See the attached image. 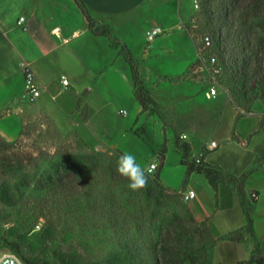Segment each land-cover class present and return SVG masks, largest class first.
Segmentation results:
<instances>
[{
  "label": "rangeland",
  "instance_id": "obj_1",
  "mask_svg": "<svg viewBox=\"0 0 264 264\" xmlns=\"http://www.w3.org/2000/svg\"><path fill=\"white\" fill-rule=\"evenodd\" d=\"M201 2L171 0L164 11L171 25H162L165 31L153 39L146 33L120 40L111 30L114 41L91 40L98 53L86 61L88 68H99L93 82L98 95L84 90L72 114L52 102L48 113L35 112L36 104L28 115H17L2 109L11 92L0 88V256L13 253L29 260L25 264H215V232L197 215L215 211L216 192L203 174L187 169L195 155L228 171L264 152V13L252 19L258 53L247 49L234 64L230 33L236 27L206 26ZM73 21L69 10L62 30ZM220 33L226 43L202 48V35ZM176 34L183 36L179 44ZM213 55L222 66L215 78L207 61ZM66 63L39 71L40 77L54 79L51 94L63 90L57 101L76 102L60 79ZM212 83L215 98L207 96ZM135 91L150 96L145 111L137 113ZM27 101L36 99L20 96L13 105ZM95 110L88 127L84 122ZM165 140L162 167L147 174L146 187L130 189L117 171L120 156L131 153L146 169L153 161L160 164ZM211 141L218 146L209 149ZM186 189L196 197L185 201Z\"/></svg>",
  "mask_w": 264,
  "mask_h": 264
},
{
  "label": "crops",
  "instance_id": "obj_2",
  "mask_svg": "<svg viewBox=\"0 0 264 264\" xmlns=\"http://www.w3.org/2000/svg\"><path fill=\"white\" fill-rule=\"evenodd\" d=\"M82 1L90 15L101 26H108L120 40H124V34L140 36L154 26H160L165 31L162 25H171L168 24L169 15L164 12L171 0ZM60 2L66 3L68 7H60ZM69 10L74 13L76 22L68 23L66 31L62 30L63 34L71 37L73 32H78V35L72 37L68 43H64L61 39L53 38L50 29L56 23L61 27L67 23ZM20 17H24L22 25L17 24ZM76 24L79 26L76 27ZM83 36L85 39L80 41ZM99 37L106 36L92 33L87 19L74 0H0V88L6 89L9 94L11 92L5 98L2 109L7 108L19 115V113H28L31 107L38 104V110L35 112L40 110L46 112L45 109L48 111L50 105L54 107L53 102L62 114L74 113L77 109L78 97L84 90L87 91L88 96L96 93V83L93 85V82L98 81L99 68L96 71L91 67L88 68L86 56L94 58V54L98 53L97 46H93L91 40L99 41ZM148 38L152 37L148 36ZM182 39L183 36L180 34L173 37V41L177 40L176 44L181 43ZM59 60L67 62L66 67L61 69L60 77L65 76L69 85L65 87L62 84L63 89L71 87L76 102L57 101V94L63 90L51 94L49 88L54 85V79L47 82L41 80L39 71H47L59 64ZM27 72L32 74L37 84L39 83L40 95L35 102L27 101L26 104L13 105L20 96H25L23 89ZM90 74H94L93 78ZM13 78H16L20 85L18 89L13 86ZM45 93H48L47 97ZM88 103L92 105L89 101ZM9 104L12 106L9 107ZM139 111H142L140 106L137 108V113ZM95 112L96 110L84 122L88 127H91L90 123ZM82 123L79 121V124ZM263 157L264 152L254 153L246 162L242 161L236 170H228L227 172L237 179L246 171L251 170V172L242 181L220 182L216 192L215 211L212 213L205 211L202 215H197L208 219L217 232L213 251L215 264L220 260L224 264H264V160H261ZM214 167L221 168L218 165ZM252 193L257 197L253 199ZM249 215L252 219L253 234L247 230ZM237 232H241L239 238H227V235Z\"/></svg>",
  "mask_w": 264,
  "mask_h": 264
},
{
  "label": "trees",
  "instance_id": "obj_3",
  "mask_svg": "<svg viewBox=\"0 0 264 264\" xmlns=\"http://www.w3.org/2000/svg\"><path fill=\"white\" fill-rule=\"evenodd\" d=\"M78 7L80 8L81 12L85 16L88 22V27L95 35H102L108 37L110 40L114 41L113 35L111 30L106 25H100L98 21L93 18L86 5L82 0H74ZM201 12L203 15L207 16L206 19V26L213 25V29H216L219 27H225V28H235L233 31V34L230 33V36L232 37L233 42V48H232V62L234 64H238L241 61L240 55H244L247 52V49L252 52V54H257L258 52L257 47L255 46V42L253 41L257 36L255 31L253 30L255 27V24L252 22V19L258 18L263 15L264 13V0H248V3L246 7L244 8V0H230L231 4H229L225 0H201ZM217 4V9L214 10V5ZM241 9H245V11L241 12ZM240 11L239 13H237ZM238 23V26L236 24ZM229 29V30H230ZM214 34V48L221 47V43L225 41L226 43V36H223V34L220 33ZM228 45V43H227ZM247 65L251 66L253 57L250 55L248 56ZM129 63L130 59H129ZM132 67V66H131ZM245 85V84H244ZM135 96L137 100L139 101V104L142 108V111L146 110L147 104L145 100H150L151 98L149 95H145V93H138L135 91ZM244 97H247L244 95ZM165 143L159 150V158H164L165 160V154L167 151V145L166 140ZM189 151V146L187 145L185 147V151L183 153L184 157ZM204 157V156H203ZM164 164V162H163ZM188 174H191L192 172H197L200 174H203L204 177L207 179L209 184L212 186L215 192L218 190V185L222 181L227 182H237L244 180L251 172V170L246 171L239 179L235 178V176L229 174L227 171L222 170L219 167H214L208 165V163L202 162L200 164H194L189 165L187 169ZM147 174V173H146ZM150 175V174H149ZM7 196L6 193L1 194V197ZM213 227V226H212ZM215 235H216V241H217V232L213 228ZM247 230L252 231V219L250 215L248 216V225ZM241 236V232H237L235 234H229L227 235V238H239ZM216 244V242H215ZM215 247V246H214ZM166 256V254H163ZM25 263H28L29 260L24 258Z\"/></svg>",
  "mask_w": 264,
  "mask_h": 264
},
{
  "label": "built area",
  "instance_id": "obj_4",
  "mask_svg": "<svg viewBox=\"0 0 264 264\" xmlns=\"http://www.w3.org/2000/svg\"><path fill=\"white\" fill-rule=\"evenodd\" d=\"M24 22V17H20L17 21L18 25H22ZM163 33V29L160 26H154L153 28L149 29L147 32V35L149 37H155L159 34ZM50 35L55 38V39H61L62 42L68 43L72 37H75L78 35V32H73L71 37L65 36L63 34L61 25L56 23L52 26L50 29ZM201 44L202 48L205 50H211L213 49L214 46V38L210 34H204L201 36ZM207 61L210 64V71L213 74V78L217 74H219L222 70V66L217 58V56H210ZM61 82L63 86L67 87L69 85L68 80L65 78V76H62ZM215 83V81H214ZM25 85H26V91H25V96L28 97L31 100H35L39 95H40V89L38 87V84L34 81L32 74L30 72H27L26 74V79H25ZM218 95V89L216 88V85L213 83L211 86H209L208 91H207V96L209 98H215ZM124 114H126V110H122ZM186 136V135H185ZM218 146V143L216 141H211L208 144L209 149H214ZM194 162L196 164H200L204 162V157L202 154L200 155H195L194 157ZM153 164H155V169L152 171L150 175H154L159 168V162L158 161H153L151 162L147 168H150ZM146 168V169H147ZM194 192L192 189H186L183 192V198L185 201H189L190 199H193L196 197L189 195V193ZM195 193V192H194ZM252 197L256 198L257 195L255 193H252ZM0 264H25L17 255L13 253H5L0 256Z\"/></svg>",
  "mask_w": 264,
  "mask_h": 264
},
{
  "label": "clouds",
  "instance_id": "obj_5",
  "mask_svg": "<svg viewBox=\"0 0 264 264\" xmlns=\"http://www.w3.org/2000/svg\"><path fill=\"white\" fill-rule=\"evenodd\" d=\"M155 169V164L150 168L143 169L139 164L135 162V156L131 153H123L117 165V171L120 175L127 177L130 181L129 188L133 191L139 190L147 186L148 175ZM147 173V174H146ZM191 196H195L194 192L189 193Z\"/></svg>",
  "mask_w": 264,
  "mask_h": 264
},
{
  "label": "water",
  "instance_id": "obj_6",
  "mask_svg": "<svg viewBox=\"0 0 264 264\" xmlns=\"http://www.w3.org/2000/svg\"><path fill=\"white\" fill-rule=\"evenodd\" d=\"M163 162H164V158H161V161H160L159 167H162Z\"/></svg>",
  "mask_w": 264,
  "mask_h": 264
}]
</instances>
